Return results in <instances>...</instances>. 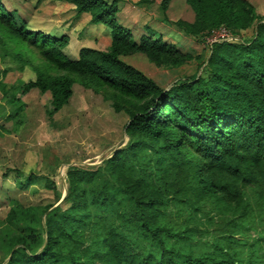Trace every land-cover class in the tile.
<instances>
[{
  "label": "trees",
  "instance_id": "trees-1",
  "mask_svg": "<svg viewBox=\"0 0 264 264\" xmlns=\"http://www.w3.org/2000/svg\"><path fill=\"white\" fill-rule=\"evenodd\" d=\"M69 1L76 13L89 11L91 22L110 26L111 42L107 48L81 46L76 57H69L62 49L64 35L28 28L15 10H6L0 2V30L34 46L54 70H36L33 79L22 82V93L33 87L40 92L48 90L50 99L45 113L50 117L72 92L75 78L70 73L80 76L85 88H110L114 94L113 109H123L128 114L124 131L149 137L159 144L155 151L169 157L167 161L157 155L158 169L163 176H170L171 189V184H178L171 195L179 200L207 195L216 201L232 202L242 188L264 185V17L255 11L250 0H186L194 19H178L175 24L203 42V36L219 25L233 35L248 27L253 26V30L245 39L213 41L202 67L205 74L180 78L167 87L160 86L120 55L139 52L157 66L171 67L190 59V53L151 33L138 41L132 39L129 29L115 20V0ZM168 1L161 0L163 9ZM119 94L138 100L137 106L122 103ZM131 150L132 146L115 150L106 164L112 171L118 170ZM80 172L87 170L67 166L68 204L64 207L55 205L48 209L52 202L23 206L17 199L12 200L0 221V247L7 255L3 264H264V252L259 256L248 254L244 261L230 239L237 226L236 217L247 213L246 204L242 211H238L239 203L230 204L233 216L225 219L222 226L227 234L223 232L215 241H209L205 251L193 254L167 245L164 231L173 241L188 239L184 230L170 233L161 226H149L163 196L160 187L154 188L142 177L122 181L123 191L136 204L135 213L141 224L157 243L156 254L138 256L131 251L122 229H101L100 216L90 217L83 193L77 190L76 177ZM175 175L178 178L173 179ZM49 177L28 172L20 186L41 183L52 190L57 200L60 193ZM111 199L109 192L103 191L101 205ZM261 221L264 224V216Z\"/></svg>",
  "mask_w": 264,
  "mask_h": 264
},
{
  "label": "rangeland",
  "instance_id": "rangeland-1",
  "mask_svg": "<svg viewBox=\"0 0 264 264\" xmlns=\"http://www.w3.org/2000/svg\"><path fill=\"white\" fill-rule=\"evenodd\" d=\"M250 1L256 11L264 15V0ZM0 2L6 10H15L30 29L56 34L62 27L66 32L65 28L72 23L71 11H66L59 0ZM67 13L70 21L66 24ZM146 29L147 33L159 35L148 26ZM251 33L252 27H248L234 36L240 40ZM184 46L191 53V58L176 66H156L140 54L131 56L130 61L161 86L190 75L205 74L202 67L209 45L198 38ZM18 52L22 55H16ZM67 54L76 56L75 52ZM40 69L54 72L34 46L0 30V221L13 199L23 206L50 202L52 205L48 209L55 205L66 206L68 182L65 173L68 165H76L80 170H87L84 174L80 172L76 180L77 190L83 193L90 217L100 216L101 229L104 226L122 229L131 251L138 256L156 254L157 243L135 213L133 198L122 189V181L136 177H142L154 188H161L163 200L158 205L156 216L148 221L149 226H161L170 233L184 230L188 239L185 242L173 241L164 231L162 236L167 245L193 254L205 251L209 241H215L225 232L222 226L225 219L233 216L232 203H239L238 211L243 210L244 204L248 207L246 214L236 217L237 226L230 237L236 244L235 250L244 261L248 254H263L264 224L261 217L264 216V185L242 188L232 202L216 201L207 195H195L190 201L177 199L171 193L178 184H171V189L168 185L170 176H163L158 169L157 155L167 161L169 157L164 152H156L159 144L149 137L124 131L128 114L123 109H113L114 94L110 88L95 85L97 91H93L81 85L80 76L70 73L75 78L72 92L67 102L49 117L45 113L50 99L48 90L40 92L33 87L24 93L20 91L22 82L33 79L35 71ZM119 95L122 103L133 108L137 106L138 100ZM126 146H132V150L127 152L126 162L112 171L106 164L108 157ZM28 172L49 175L60 193L59 198L54 200L52 190L41 183L33 182L22 188L20 183L25 181ZM103 191H108L112 199L101 205ZM4 251L0 247V264L7 258Z\"/></svg>",
  "mask_w": 264,
  "mask_h": 264
},
{
  "label": "crops",
  "instance_id": "crops-1",
  "mask_svg": "<svg viewBox=\"0 0 264 264\" xmlns=\"http://www.w3.org/2000/svg\"><path fill=\"white\" fill-rule=\"evenodd\" d=\"M59 1L64 4L66 11H71L69 15L73 16L72 23L69 28H65L66 32L64 31V27H62V30L56 34L52 33V35H64L66 37V42L62 49L67 56L68 52L70 54L75 52L77 55V51L81 46H90L98 49H105L109 46L111 42V28L108 24L91 22L89 11L83 10L76 13L72 2L69 0ZM115 5V20L129 29L130 36L135 41H138L142 35L148 34L146 26L157 31L158 36L162 39L178 45L182 50H185L184 44L186 42L193 43L197 39L186 32L181 26L175 24V21L178 19L188 22L194 19V12L186 0H169L164 9L161 7V0H115ZM256 12L264 17L260 12ZM69 15L68 13L65 15L67 18L66 24L70 21ZM78 28L80 29L79 31ZM152 36L155 35L152 34ZM70 43L73 45H70ZM187 52L190 53L189 51ZM134 53L136 55H133ZM138 54L153 63L144 54L139 52L122 54L120 57L125 62H129L140 69L139 66L130 61L131 56H137Z\"/></svg>",
  "mask_w": 264,
  "mask_h": 264
},
{
  "label": "built area",
  "instance_id": "built-area-1",
  "mask_svg": "<svg viewBox=\"0 0 264 264\" xmlns=\"http://www.w3.org/2000/svg\"><path fill=\"white\" fill-rule=\"evenodd\" d=\"M236 38L228 28L219 25L203 36L204 42L210 45L213 41L231 40Z\"/></svg>",
  "mask_w": 264,
  "mask_h": 264
}]
</instances>
